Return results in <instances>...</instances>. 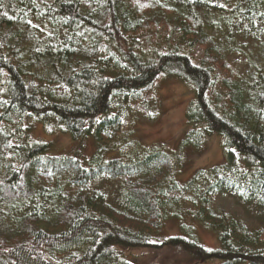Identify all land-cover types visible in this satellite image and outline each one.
Listing matches in <instances>:
<instances>
[{
  "label": "trees",
  "instance_id": "trees-1",
  "mask_svg": "<svg viewBox=\"0 0 264 264\" xmlns=\"http://www.w3.org/2000/svg\"><path fill=\"white\" fill-rule=\"evenodd\" d=\"M261 13L264 0H0V264H138L129 248H148L145 264H167L163 253L175 249L216 264H264ZM237 52L248 59L240 71L229 62ZM159 76L190 85L187 129L170 150L127 142L124 156L106 155L131 99L145 109L142 91ZM26 115L47 132L91 137L93 153L12 141ZM212 133L227 157L178 179ZM218 195L238 201L242 215L214 210ZM181 212L218 245L188 229L154 240Z\"/></svg>",
  "mask_w": 264,
  "mask_h": 264
},
{
  "label": "rangeland",
  "instance_id": "rangeland-1",
  "mask_svg": "<svg viewBox=\"0 0 264 264\" xmlns=\"http://www.w3.org/2000/svg\"><path fill=\"white\" fill-rule=\"evenodd\" d=\"M163 32L164 28L161 27L160 34H163ZM178 35L179 31L172 36V39H175ZM201 52V47H195L194 57L198 58ZM229 62L236 71H240L247 65L248 59L244 54L237 52L229 56ZM215 70L217 71V69ZM142 95L145 97L146 108H133L132 106L136 105L139 100L131 99V108L126 112L124 124L118 132L120 143H116L106 155L124 156L128 153L127 142H131L135 149L137 147L140 149L158 147L170 150L175 145L176 140L187 129L184 109L192 96L190 85L175 77L159 76L150 87L142 91ZM1 124L13 129V126L9 124ZM20 126H22V129L15 130L12 141L15 139L21 143L45 141L48 143L47 150L49 153H74L81 159H87L94 151L95 145L91 137H83L75 141L60 129L47 132L33 116H24ZM221 141V135L212 133L207 138L204 149L197 154L187 156L188 158L177 172L176 177L184 180L197 167L209 166L223 161L227 157L228 151L222 146ZM212 207L216 211H230L242 215L239 202L227 196H216ZM187 229L195 233L198 240L205 246L215 247L218 245L213 231L201 221L192 219L186 212H181V217L177 219L169 214L163 220L159 230L153 234V239L160 240L167 236L181 234L182 231L185 232ZM124 253L126 257L137 261L138 264H145L149 260L150 250L148 248H129L125 249ZM62 254L57 253L53 255V258H59ZM163 254L167 264H216L219 262V259H193L179 249L166 251ZM163 264H165L164 261Z\"/></svg>",
  "mask_w": 264,
  "mask_h": 264
},
{
  "label": "snow or ice",
  "instance_id": "snow-or-ice-1",
  "mask_svg": "<svg viewBox=\"0 0 264 264\" xmlns=\"http://www.w3.org/2000/svg\"><path fill=\"white\" fill-rule=\"evenodd\" d=\"M221 7H225V5H220ZM7 15V13H5ZM262 16H264V13H261Z\"/></svg>",
  "mask_w": 264,
  "mask_h": 264
}]
</instances>
